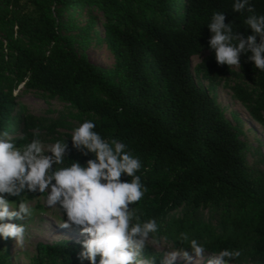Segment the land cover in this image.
Listing matches in <instances>:
<instances>
[{"label": "trees", "instance_id": "trees-1", "mask_svg": "<svg viewBox=\"0 0 264 264\" xmlns=\"http://www.w3.org/2000/svg\"><path fill=\"white\" fill-rule=\"evenodd\" d=\"M84 3L103 15L101 27L116 57L114 77L98 67L81 40L61 32L55 8ZM233 0H0V23L9 41L0 40V132L18 146L50 137L67 143L65 164L93 159L72 145L71 134L55 136L63 123L17 108L19 87L69 102L79 124L92 120L106 140L127 145L142 167L145 193L129 205L132 222L154 219L144 257L156 264L165 257L153 245L184 249L195 239L205 250L238 251L230 264H264V169L253 166L256 149L242 138L243 120L233 121L221 103L200 86L196 75L216 92L229 72L209 46L208 23L225 14L239 38L252 34L244 20L264 15V0H251L253 11L232 9ZM64 14V13H63ZM24 37L21 42L19 37ZM260 37L257 36L259 42ZM46 46L48 48L46 49ZM209 54L193 68L192 58ZM240 69L256 89L233 86L236 98L264 129V71L241 53ZM260 161V160H259ZM131 177L121 176V180ZM39 193H24L26 202ZM10 199H16L10 197ZM13 202H16L15 200ZM187 237V239H184ZM78 241L37 245V264H79ZM0 264H11L0 250Z\"/></svg>", "mask_w": 264, "mask_h": 264}, {"label": "clouds", "instance_id": "clouds-1", "mask_svg": "<svg viewBox=\"0 0 264 264\" xmlns=\"http://www.w3.org/2000/svg\"><path fill=\"white\" fill-rule=\"evenodd\" d=\"M232 9L238 13L253 11L251 0H233ZM244 23L252 30L246 39L239 38L231 23H225L223 12L214 13L207 24L212 33L209 46L219 64L240 67L244 53L264 71V15H249ZM95 128L92 120H85L70 135L73 147L94 155L85 164H65L64 140L45 146L40 139H32L18 146L6 132H0V239L11 238L23 246L25 224L14 221L31 218L33 207L17 198L24 193L46 194V207L62 211V226H76L84 236L78 241L81 264L84 260L89 264H156L144 257V250L158 225L154 219L141 222L139 217L132 222L134 212L129 210V205L140 201L145 193L137 175L141 161L126 150L125 143L106 140ZM122 174L131 179L121 180ZM204 252V246L192 239L187 248L170 251L160 264H174L178 257L191 264ZM239 255L225 249L208 264Z\"/></svg>", "mask_w": 264, "mask_h": 264}, {"label": "rangeland", "instance_id": "rangeland-1", "mask_svg": "<svg viewBox=\"0 0 264 264\" xmlns=\"http://www.w3.org/2000/svg\"><path fill=\"white\" fill-rule=\"evenodd\" d=\"M56 15L60 16L61 32L73 36L83 42L76 46L79 53L90 55L95 64L111 72L108 80L114 77L116 70V57L113 50L105 39L104 29L101 27L103 15L99 8L89 10L84 3L69 4L63 8H55ZM64 13V14H63ZM21 42H25L24 37H19ZM0 40L5 43L9 41L6 34V27L0 23ZM48 46H46V49ZM209 50L204 48L199 54L192 58L193 68L196 67L207 55ZM229 72L219 79L216 92L209 89L207 80L196 75V80L200 86L210 92L212 97L222 104L226 116L233 121L232 114H238L243 120L242 138L256 149L254 160H258L253 166L264 169V129L247 112L245 106L236 98L233 86L240 84L248 90L256 89L252 77L243 73L238 66L229 67ZM18 96L17 108L15 110L26 109V112L34 113L50 118H58L62 121L55 132V136L66 138L73 129L79 126V115L69 102L62 101L57 96H50L41 91L28 90L24 87L16 89ZM45 146L54 143L50 137L46 136L41 140ZM67 154V150H66ZM260 160V161H259ZM33 207V216L24 220L14 221L23 223L26 227V240L23 246L16 245L11 238L0 239V250L8 253V260L11 264H37V245L40 242L53 243L60 240L79 241L84 238L81 231L76 226L63 227V213L58 208H48L45 205V195L27 201ZM15 204V202H13ZM158 252L163 251L165 256L174 249L165 242L153 245ZM219 255L205 250L200 257H194L191 264H208L209 260H215ZM50 264V263H47ZM60 264V263H58ZM81 264V261L80 263ZM83 264H89L87 260ZM174 264H187L183 257H178ZM217 264H230L225 260L218 261Z\"/></svg>", "mask_w": 264, "mask_h": 264}]
</instances>
